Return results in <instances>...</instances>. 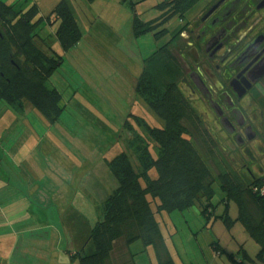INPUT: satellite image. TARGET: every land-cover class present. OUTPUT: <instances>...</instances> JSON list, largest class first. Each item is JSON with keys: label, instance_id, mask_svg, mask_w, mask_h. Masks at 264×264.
Wrapping results in <instances>:
<instances>
[{"label": "rangeland", "instance_id": "1", "mask_svg": "<svg viewBox=\"0 0 264 264\" xmlns=\"http://www.w3.org/2000/svg\"><path fill=\"white\" fill-rule=\"evenodd\" d=\"M162 1L94 0L90 5L84 0H71L77 16L79 37L68 48L55 37L57 23H46L49 16L46 6L53 3L40 1L41 9L37 18L41 17L42 22L36 31L43 42L38 43L59 62L50 72L47 85L60 94L58 105L61 110L55 120L49 121L31 106L25 113L27 121L47 130L49 138L60 139L68 153L78 158L87 157L98 170L103 168L105 171L107 161L120 152H126L137 166L136 158L128 149L134 133L128 129L126 121L133 125L135 133L146 139L153 156L157 153L156 146L148 138L144 124L137 125L135 118H140L142 123L146 122L151 127L162 126L161 120L134 92L135 82L144 68L152 73L154 85L161 91L174 85L171 90L173 110L182 108L179 122L188 130L193 145L212 175L216 177L229 173L240 183L241 188H247L250 177L244 167L250 162L236 142L223 131L201 94L182 81L184 78L188 80V72L197 68L194 59L196 54L208 62L201 49H191L195 45L197 32L195 30L192 33L191 29L192 22L202 15L211 0H199L183 15H171L168 21L157 25L150 32H141L142 29L138 28L140 33L135 35L132 27L134 18L138 24L159 19L164 13L159 8ZM12 2L15 10H26L35 5L30 0ZM109 4L116 9H111ZM105 5L106 9L103 10ZM35 6L39 9L38 5ZM162 29L167 30L165 34L160 37L153 35ZM20 31L18 21L9 19L3 25L0 20V35L3 37L8 39L12 36L16 40ZM11 51L21 62L24 61L23 55L17 54L14 45ZM146 58L150 60L144 66ZM27 67L31 69L30 64ZM221 83L226 85L223 79ZM257 88L261 93L256 99L259 103L257 108L262 107L264 110V81L257 84ZM3 105L5 107L7 104L0 100V106ZM258 135L264 144V131ZM149 175L155 178L157 174L152 169ZM213 190V195L206 201L209 209L205 214L201 213V207L195 205L183 211L156 215L169 251L174 254L178 264H183L182 259L190 260L193 264H264L256 259L260 247L239 219L235 201L230 199L225 206V193L217 179L213 183ZM105 194L101 190L94 194V214L91 217L94 222L97 214H101L102 207L99 204ZM241 199L243 212L258 222L260 211L247 192L242 193ZM46 212L50 217L54 211ZM89 220L91 224H64L60 231L56 227H49L47 246L50 257L45 264H78L76 259L70 261L66 251L69 247L73 251L83 250L82 253H85L91 248L89 235L94 222ZM216 244L221 246L220 249L216 248ZM240 249H244L253 261L243 258ZM131 252L136 255L138 264L156 263L153 246L142 245L140 239L131 246ZM230 254L234 261L229 259ZM43 262L35 260L29 264Z\"/></svg>", "mask_w": 264, "mask_h": 264}, {"label": "trees", "instance_id": "2", "mask_svg": "<svg viewBox=\"0 0 264 264\" xmlns=\"http://www.w3.org/2000/svg\"><path fill=\"white\" fill-rule=\"evenodd\" d=\"M198 1L163 0L159 8L164 13L159 19L138 24L134 18L132 24L134 34L152 31L157 25L168 21L171 15H183ZM38 12L35 5L26 10H15L12 4L0 0L2 24L5 25L9 19L18 21L21 30L16 40L12 36L7 39L0 35V100L18 110L28 103L49 121H53L61 110L58 105L60 94L47 85V79L59 62L39 46L43 39L36 31L42 22L41 17L37 18ZM46 23L50 25L57 23L55 37L66 48L79 37L77 18L65 0H61L55 6L47 16ZM138 28L142 30L138 31ZM166 31L162 29L153 35L160 37ZM13 45L17 49V54L23 55V62L11 51ZM149 60L150 58L145 59L144 66ZM28 64L31 65V69H28ZM173 87L174 85H171L165 91H161L154 85L152 73L142 69L135 82L134 92L161 120L162 126L151 127L146 122L142 123L140 118H135V122L139 126L144 124L148 138L156 146L157 153L155 156L152 155L149 143L135 133V128L128 124L127 120L128 129L134 133L131 141L129 140L128 149L136 158L137 166L126 152L118 153L107 162L110 172L117 181V187L103 202L101 216L90 230V251L74 252L69 257L70 261L76 259L78 264H108L113 242L120 237H124L127 243L137 239H140L143 245L154 243L155 238L161 237L156 215L183 211L195 205L201 207V213L205 214L209 209L206 201L213 195V183L216 179L225 193L223 199L225 206L230 199L235 201L239 209V219L259 245L257 259L264 258V194L254 192L252 189L254 185L260 186L262 180L257 178L250 181L247 188H241L240 183L229 173L216 177L212 175L193 145L188 130L179 122L182 108H178V111L173 110L174 97L171 93ZM152 169L157 174L155 178L149 175ZM243 192H247L260 211L258 222L251 220L243 212L244 204L241 199ZM228 257L233 260L232 254ZM243 258H248L244 252Z\"/></svg>", "mask_w": 264, "mask_h": 264}, {"label": "crops", "instance_id": "3", "mask_svg": "<svg viewBox=\"0 0 264 264\" xmlns=\"http://www.w3.org/2000/svg\"><path fill=\"white\" fill-rule=\"evenodd\" d=\"M2 1L12 4L14 0ZM30 1L39 6L38 11L41 9L40 1L52 2L51 6H46L50 14L61 0ZM65 1L75 15L71 0ZM93 1L89 4L92 5ZM30 107L28 103L20 110L8 104L0 106V264H29L35 260H44L42 264H45L50 257L47 246L49 227L60 231L64 224H91L89 219L93 221L95 192L101 190L106 193L100 200L99 207H102L117 187L108 165L105 171L96 169L87 157L78 158L68 153L60 139L49 138L47 130L27 121L25 113ZM46 211L54 212L49 217ZM100 216L97 214L95 222ZM135 241L127 243L124 237L116 239L108 264H138L136 255L131 252ZM167 244L162 231L161 237L150 244L156 255L155 264H178ZM74 251L67 247L69 257ZM240 251L242 256L243 252L247 255L245 259L253 261L244 249ZM258 261L264 262V258ZM181 262L193 264L190 260L182 259Z\"/></svg>", "mask_w": 264, "mask_h": 264}, {"label": "flooded vegetation", "instance_id": "4", "mask_svg": "<svg viewBox=\"0 0 264 264\" xmlns=\"http://www.w3.org/2000/svg\"><path fill=\"white\" fill-rule=\"evenodd\" d=\"M195 30L191 49H201L208 62L196 54L197 68L182 81L201 94L223 131L250 162L244 167L250 181L262 180L252 189L264 187V144L258 135L264 131V110L256 102L261 96L257 84L264 81V73L256 78L264 68V0L210 2L192 22L191 32Z\"/></svg>", "mask_w": 264, "mask_h": 264}, {"label": "built area", "instance_id": "5", "mask_svg": "<svg viewBox=\"0 0 264 264\" xmlns=\"http://www.w3.org/2000/svg\"><path fill=\"white\" fill-rule=\"evenodd\" d=\"M254 192H259V194H264V187H254Z\"/></svg>", "mask_w": 264, "mask_h": 264}, {"label": "water", "instance_id": "6", "mask_svg": "<svg viewBox=\"0 0 264 264\" xmlns=\"http://www.w3.org/2000/svg\"><path fill=\"white\" fill-rule=\"evenodd\" d=\"M264 73V68L260 69L256 78L260 77Z\"/></svg>", "mask_w": 264, "mask_h": 264}]
</instances>
